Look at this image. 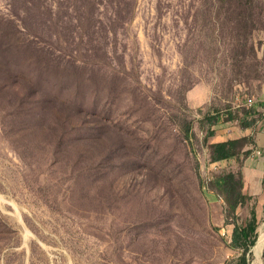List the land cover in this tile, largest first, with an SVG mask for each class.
Returning <instances> with one entry per match:
<instances>
[{"label": "rangeland", "instance_id": "obj_1", "mask_svg": "<svg viewBox=\"0 0 264 264\" xmlns=\"http://www.w3.org/2000/svg\"><path fill=\"white\" fill-rule=\"evenodd\" d=\"M262 49L264 0H0V264H205L203 200L249 205L209 156L235 116L184 95H264Z\"/></svg>", "mask_w": 264, "mask_h": 264}, {"label": "crops", "instance_id": "obj_2", "mask_svg": "<svg viewBox=\"0 0 264 264\" xmlns=\"http://www.w3.org/2000/svg\"><path fill=\"white\" fill-rule=\"evenodd\" d=\"M262 83L264 84V80ZM235 89L236 94L233 98L238 95L243 97L253 96L258 97L257 102L252 108H244L241 105L234 104L233 98L224 99L216 96L207 85H199L197 88L188 90L184 95V100L186 106L190 109L217 108L221 113H224L223 116L225 117L228 115L235 116L233 121L225 123V129L216 133L209 140L210 161L212 162V147L214 145L235 141L242 144L241 148L237 149L234 157L212 163H214V166L217 164L227 165L226 167L230 169L232 175L236 176L235 172H237L238 177L240 176L241 188L239 193L244 197V200L236 207L233 215L237 214L238 208L245 204L249 205L242 224L244 225L249 217L251 206L254 204L257 225H259L261 220L264 221V95L254 94L252 90L241 84L235 85ZM222 205L217 203L214 197L209 200L206 197L202 205L204 207V217L198 224L190 227V233L193 230V233H196L201 239L200 248L203 243L207 246L205 264H224L225 259L228 258L222 239L223 231L227 234V238L232 240L235 226L231 227L226 223ZM204 238L205 240H203ZM257 264H261V259L257 261Z\"/></svg>", "mask_w": 264, "mask_h": 264}, {"label": "trees", "instance_id": "obj_3", "mask_svg": "<svg viewBox=\"0 0 264 264\" xmlns=\"http://www.w3.org/2000/svg\"><path fill=\"white\" fill-rule=\"evenodd\" d=\"M239 145L238 141L235 142H225L221 144L214 145L212 147L213 149V155H212V162H219L222 160H228L235 156L236 154V147ZM233 183L234 182V175L230 174L225 178H220L217 181V184L221 185L224 183ZM237 186L241 188V180L240 176L238 177ZM244 200V197L241 195V193H238L236 195V200L233 202L232 205H230V210L234 213L236 207L242 203ZM257 220L254 210V204L251 206L249 217L247 218L244 225L241 226H235L234 232H233V238L232 242L239 240L242 244V249L244 252H247L250 247H252L255 243L256 239V229H257ZM232 249H236L238 247H235L233 245H230ZM264 258V255H263ZM236 264H246L245 254H242L236 261Z\"/></svg>", "mask_w": 264, "mask_h": 264}, {"label": "built area", "instance_id": "obj_4", "mask_svg": "<svg viewBox=\"0 0 264 264\" xmlns=\"http://www.w3.org/2000/svg\"><path fill=\"white\" fill-rule=\"evenodd\" d=\"M233 100H234V104L241 105L244 108H252L255 104V100L253 98L243 97L239 95L235 96Z\"/></svg>", "mask_w": 264, "mask_h": 264}, {"label": "bare ground", "instance_id": "obj_5", "mask_svg": "<svg viewBox=\"0 0 264 264\" xmlns=\"http://www.w3.org/2000/svg\"><path fill=\"white\" fill-rule=\"evenodd\" d=\"M262 247H263V237L260 235V237L258 238V241L256 242L253 248L256 259H255V262H253L252 264H257V261L260 260V254L262 251Z\"/></svg>", "mask_w": 264, "mask_h": 264}]
</instances>
